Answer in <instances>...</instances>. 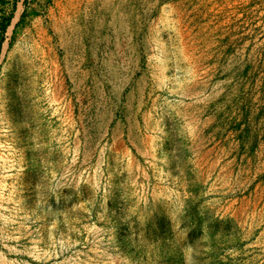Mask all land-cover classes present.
I'll use <instances>...</instances> for the list:
<instances>
[{
	"label": "rangeland",
	"instance_id": "374dc122",
	"mask_svg": "<svg viewBox=\"0 0 264 264\" xmlns=\"http://www.w3.org/2000/svg\"><path fill=\"white\" fill-rule=\"evenodd\" d=\"M0 264H264V0H0Z\"/></svg>",
	"mask_w": 264,
	"mask_h": 264
},
{
	"label": "bare ground",
	"instance_id": "6f19581e",
	"mask_svg": "<svg viewBox=\"0 0 264 264\" xmlns=\"http://www.w3.org/2000/svg\"><path fill=\"white\" fill-rule=\"evenodd\" d=\"M48 243L42 240L36 243L35 249L32 252H24L23 254L19 252L18 255L25 256L26 262L24 264H72V260L65 257L64 252H49L45 250L41 252L37 251L40 247L47 248Z\"/></svg>",
	"mask_w": 264,
	"mask_h": 264
},
{
	"label": "trees",
	"instance_id": "16d2710c",
	"mask_svg": "<svg viewBox=\"0 0 264 264\" xmlns=\"http://www.w3.org/2000/svg\"><path fill=\"white\" fill-rule=\"evenodd\" d=\"M10 23V18H6L4 20V22L2 23L1 26V30H2V34H1V38H0V54H1V49H2V43H3V39H4V33L6 32V29L8 28V25Z\"/></svg>",
	"mask_w": 264,
	"mask_h": 264
}]
</instances>
